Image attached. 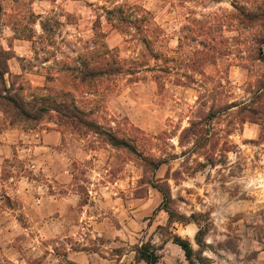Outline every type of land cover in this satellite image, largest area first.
<instances>
[{
  "label": "rangeland",
  "instance_id": "374dc122",
  "mask_svg": "<svg viewBox=\"0 0 264 264\" xmlns=\"http://www.w3.org/2000/svg\"><path fill=\"white\" fill-rule=\"evenodd\" d=\"M106 50L121 71L85 77ZM0 71V128L60 131L58 192L79 196L62 223L17 212L0 264H146L144 242L189 264L171 233L196 264H264V0H0Z\"/></svg>",
  "mask_w": 264,
  "mask_h": 264
},
{
  "label": "crops",
  "instance_id": "0c3cea01",
  "mask_svg": "<svg viewBox=\"0 0 264 264\" xmlns=\"http://www.w3.org/2000/svg\"><path fill=\"white\" fill-rule=\"evenodd\" d=\"M63 139L60 131L34 134L18 128H0V197L19 203L18 209L0 205V227L4 228L8 221L14 223V219L19 222L17 212L26 215L30 226L62 223L65 213L79 207L78 194L71 189L58 192L60 185L67 188L73 180L69 167L63 170L58 160V146Z\"/></svg>",
  "mask_w": 264,
  "mask_h": 264
},
{
  "label": "trees",
  "instance_id": "16d2710c",
  "mask_svg": "<svg viewBox=\"0 0 264 264\" xmlns=\"http://www.w3.org/2000/svg\"><path fill=\"white\" fill-rule=\"evenodd\" d=\"M110 53L108 50L104 54H91V56H87V58L84 60L85 68L87 71L85 72V77H96L97 74L107 75V74H114L121 71V65H118L115 60H111L108 55ZM104 55V56H103ZM97 56V57H96ZM97 59V60H96ZM94 62V63H93ZM1 74V71H0ZM4 73L2 74L3 77ZM7 102L15 103V98L13 96L6 95L4 97ZM75 102V101H74ZM69 108V107H68ZM73 109L78 111V113H81L78 108H76V105L74 104ZM24 114H26L23 111ZM27 115V114H26ZM80 123H83L85 126H93L96 129V132L98 134H105L107 137V140L115 147H123L133 150V147L130 145L129 142L125 141L124 139L119 138L117 135L110 131H103L100 129L99 125H94L93 123H90L89 121H83L79 119ZM162 165V162L156 163V168L160 167ZM158 190L163 194L164 202L163 204L156 209L155 212L160 210H165L169 214V225L173 224L174 222H181V223H189V219L175 211L171 206V195L170 193L166 192L162 187H158ZM205 230L200 227L196 234V242L200 246H203L205 244L204 236H205ZM173 243L179 245L186 256V259L188 260L189 264H196V255L198 256L199 251H196L193 247V244L190 239L185 238L178 233H171L170 239ZM159 248L152 244V242H144L140 246H137L136 252L138 255V258L140 260H143L146 264H157L161 258L160 253L158 252Z\"/></svg>",
  "mask_w": 264,
  "mask_h": 264
}]
</instances>
